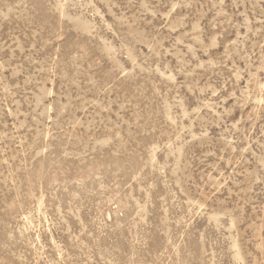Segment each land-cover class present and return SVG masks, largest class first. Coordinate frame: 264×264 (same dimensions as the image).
Wrapping results in <instances>:
<instances>
[{
	"label": "rangeland",
	"instance_id": "obj_1",
	"mask_svg": "<svg viewBox=\"0 0 264 264\" xmlns=\"http://www.w3.org/2000/svg\"><path fill=\"white\" fill-rule=\"evenodd\" d=\"M0 264H264V0H0Z\"/></svg>",
	"mask_w": 264,
	"mask_h": 264
}]
</instances>
